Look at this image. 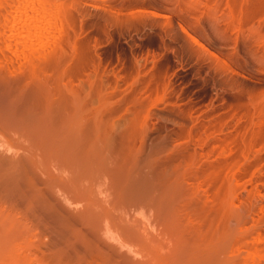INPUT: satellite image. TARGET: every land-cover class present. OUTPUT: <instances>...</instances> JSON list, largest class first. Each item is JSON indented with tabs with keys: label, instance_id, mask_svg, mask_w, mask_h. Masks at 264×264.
<instances>
[{
	"label": "rangeland",
	"instance_id": "1",
	"mask_svg": "<svg viewBox=\"0 0 264 264\" xmlns=\"http://www.w3.org/2000/svg\"><path fill=\"white\" fill-rule=\"evenodd\" d=\"M55 1L15 57L0 0V264H264V0Z\"/></svg>",
	"mask_w": 264,
	"mask_h": 264
},
{
	"label": "bare ground",
	"instance_id": "2",
	"mask_svg": "<svg viewBox=\"0 0 264 264\" xmlns=\"http://www.w3.org/2000/svg\"><path fill=\"white\" fill-rule=\"evenodd\" d=\"M56 2L55 0H15L13 4L16 8L13 5L12 8L17 9L16 12L9 15L6 11L4 20L6 30L3 29L5 37H3V46L6 52L10 51L15 57L22 54L27 56L28 53L38 54L35 52L45 48L50 40L56 38L55 35L62 27V17ZM253 256L260 261L264 258L259 252Z\"/></svg>",
	"mask_w": 264,
	"mask_h": 264
}]
</instances>
